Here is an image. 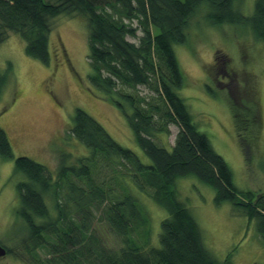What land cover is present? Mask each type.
Returning <instances> with one entry per match:
<instances>
[{"label":"trees","instance_id":"obj_1","mask_svg":"<svg viewBox=\"0 0 264 264\" xmlns=\"http://www.w3.org/2000/svg\"><path fill=\"white\" fill-rule=\"evenodd\" d=\"M241 2L0 0V43L14 31L24 39L26 53L46 64L51 61V18L79 13L87 19L90 83L125 111L136 141L151 158L144 162L77 106L70 129L91 152L75 158L61 153L54 178L46 165L26 155L16 157L8 133L0 127V157L15 158V172L24 175L16 184V217L26 232L24 252L36 264H235L231 253L219 260L205 246L197 219L178 196L179 176L195 175L212 186L217 203L230 201L235 211L257 218L264 236V192L239 190L228 162L199 129L180 93L186 75L175 49V44L191 40L190 21L198 13L212 26L245 25L255 40L264 42V0H254L248 14ZM203 5L205 12L198 11ZM12 69L9 61L0 70V96ZM252 79L251 92H238L241 81L228 82L237 90L225 87L248 161L263 125L254 92L255 73ZM140 84H150L153 93L147 96L129 89ZM207 91H212L210 84ZM172 122L179 131L167 148L153 137L160 140L159 133L168 134ZM145 197L168 212L161 221L158 244L152 238ZM100 224L107 231L103 239L97 231ZM5 246L7 254L13 252Z\"/></svg>","mask_w":264,"mask_h":264},{"label":"rangeland","instance_id":"obj_2","mask_svg":"<svg viewBox=\"0 0 264 264\" xmlns=\"http://www.w3.org/2000/svg\"><path fill=\"white\" fill-rule=\"evenodd\" d=\"M253 5L254 0H242L240 7L248 14ZM205 10L203 5L198 11ZM200 16L198 13L190 21L191 40L175 44L186 75V85L180 93L199 129L208 134L214 148L228 162L237 188L264 192V42L255 40L245 25L212 26ZM51 23L49 64L28 55L24 39L14 31L0 43V70L9 61L13 65L12 78L0 96V127L8 133L15 156L26 155L46 165L55 178L61 153L74 158L89 154L91 149L70 129L75 108L80 106L114 138L133 148L144 162H150L151 158L135 139L125 111L90 83L87 19L79 13L61 14L52 17ZM127 37L138 41L133 35ZM253 73L263 125L261 136L252 147V159L248 161L226 100L225 87L237 90L228 82L232 80L239 85L241 81L243 85L238 92H251ZM208 84L212 91H207ZM129 89L147 96L154 91L150 84ZM126 111L130 113V107ZM178 131L179 125L172 122L168 134L159 133L160 140L153 138L171 148ZM23 176L15 172V158L0 157V241L13 248V252L0 257V264L38 262L24 252L26 232L16 217L19 203L16 184ZM176 186L179 198L191 209L201 227L205 246L216 258L223 260L231 253L235 264H264V236L257 218L249 219L246 213L235 211L230 201L217 203L214 188L195 175L179 176ZM145 202L152 216V238L158 244L161 221L168 212L151 198L145 197ZM100 226L97 231L103 239L106 228Z\"/></svg>","mask_w":264,"mask_h":264},{"label":"water","instance_id":"obj_3","mask_svg":"<svg viewBox=\"0 0 264 264\" xmlns=\"http://www.w3.org/2000/svg\"><path fill=\"white\" fill-rule=\"evenodd\" d=\"M7 254V247L0 241V257Z\"/></svg>","mask_w":264,"mask_h":264}]
</instances>
